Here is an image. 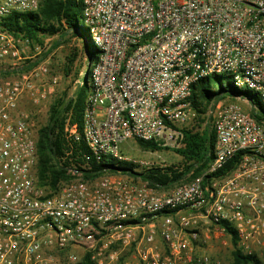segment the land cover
<instances>
[{"label":"built area","instance_id":"2783aa9c","mask_svg":"<svg viewBox=\"0 0 264 264\" xmlns=\"http://www.w3.org/2000/svg\"><path fill=\"white\" fill-rule=\"evenodd\" d=\"M82 1L97 60L84 64L83 120L70 113L65 121L56 163L67 178L53 189L39 183L45 125L32 109L47 107L60 79L50 78L44 44L3 25L15 13L38 12L41 0H0V76L8 74L0 80V264H80L87 255L92 264H116L133 247L136 264H212L195 254L197 233H188L201 221L222 233V223L231 224L243 253L255 255L264 247V120L251 105H212L214 159L191 181L161 192L120 172L89 176L108 156L166 169L126 156L123 146L174 143L197 117L190 99L204 78L230 74L264 107V0ZM240 153L233 173L205 181Z\"/></svg>","mask_w":264,"mask_h":264},{"label":"trees","instance_id":"16d2710c","mask_svg":"<svg viewBox=\"0 0 264 264\" xmlns=\"http://www.w3.org/2000/svg\"><path fill=\"white\" fill-rule=\"evenodd\" d=\"M79 12H83L82 0H41L38 12L15 13L3 20L6 29L14 34H24L34 43H41L42 38L58 37L53 42L51 52L63 45L71 32H78L82 36L87 57L88 67H93L97 60V52L91 44L86 27L79 24ZM75 34V33H74ZM85 35V36H84ZM5 74L4 77H7ZM84 87L87 91L82 94ZM87 85L79 87L73 98H61L54 102L49 110V120L39 131L38 139V175L42 186L55 188L61 180H66L65 172L56 163V157L64 152V126L70 113L74 122L82 123L85 101L88 96ZM82 94V95H81ZM242 96L249 99L256 107L254 113L258 121L264 120V107L258 96L249 90H238L233 84H224L222 76H212L200 80L193 88L190 99L199 117H208L213 104L226 97ZM181 147L175 151L184 159L185 166L182 171L174 168H153L143 173L136 172L132 163L107 162L106 159L100 164L93 163V172L89 178H98L106 173L120 172L130 177H139L149 186L156 190L168 189L183 182L186 178L192 180L204 174L213 161V152L216 144V135L208 125L203 133L182 129ZM140 148L149 152H159L166 147L161 141H138ZM86 151V148H82ZM243 153L238 154L220 172L206 176L205 181L224 178L233 173L240 165ZM193 172V174H191ZM222 226L232 238L235 251L234 264H261L257 256L245 255L240 248V239L234 227L223 222ZM82 264H92L90 255L84 258Z\"/></svg>","mask_w":264,"mask_h":264},{"label":"rangeland","instance_id":"374dc122","mask_svg":"<svg viewBox=\"0 0 264 264\" xmlns=\"http://www.w3.org/2000/svg\"><path fill=\"white\" fill-rule=\"evenodd\" d=\"M79 24L80 27L85 28V19L82 15V12H79ZM75 33V34H74ZM85 36V35H84ZM58 37H46L42 38V42L39 44H44L46 46L47 52L46 55H43V58L48 59V65L50 68V78H59L60 84L56 87L54 95H52L49 104L47 107L39 112V110H34L35 115L38 118L40 125H46L49 120V110L51 105L61 98H73L75 93L79 88V82L81 80V75L83 72L84 61L87 57L85 50V43L82 36L78 32H71L70 35L66 38L63 45L50 51L53 45V42L57 40ZM224 84L231 83L233 84V78L230 74L221 75ZM4 79L3 76H0V80ZM246 90V87H245ZM87 91V87H84L82 94ZM81 94V95H82ZM225 103H236L245 110L250 109L251 102L246 97L236 96V97H226L221 100ZM208 117L207 119L202 116L197 117L193 120L185 129L192 130L195 132L203 133L208 126ZM181 135L175 137L174 143H165L166 147L170 149H163L156 154L154 152L145 151L136 142H127L123 146V153L135 160L154 162L158 165H166V168H176L180 171L184 169L185 162L181 155H179L175 150L181 147ZM107 162H116L112 157H106ZM138 173H143L146 170L136 169ZM109 174V173H108ZM107 175V174H106ZM191 178H186L185 181H191ZM196 231H188V233H197L196 239L193 240V247L195 254L198 257L208 256L211 259L212 264H234L233 253L235 247L232 242V238L227 233H222L219 230H216L214 226L205 224L204 221L200 222V226ZM157 246L162 251L165 252L166 246L161 239H157ZM122 251V250H121ZM79 254H82L80 251ZM61 257L63 253L58 254ZM257 259L264 264V247L257 250L255 253ZM84 260L80 263L82 264ZM137 257L135 253V248H128L120 252L119 260L116 264H136Z\"/></svg>","mask_w":264,"mask_h":264},{"label":"crops","instance_id":"0c3cea01","mask_svg":"<svg viewBox=\"0 0 264 264\" xmlns=\"http://www.w3.org/2000/svg\"><path fill=\"white\" fill-rule=\"evenodd\" d=\"M157 152H154V154H156ZM169 189V188H168ZM164 190H167V189H161L160 191H164ZM186 214H189L188 212H185ZM208 222V221H207ZM214 228H216V230H218L219 228L214 226ZM81 250H77L78 253H80ZM82 252V251H81ZM83 253V252H82Z\"/></svg>","mask_w":264,"mask_h":264},{"label":"water","instance_id":"95a60500","mask_svg":"<svg viewBox=\"0 0 264 264\" xmlns=\"http://www.w3.org/2000/svg\"><path fill=\"white\" fill-rule=\"evenodd\" d=\"M251 106H252V109H251V111H252L253 113H255V112H256L255 105H254L253 103H251Z\"/></svg>","mask_w":264,"mask_h":264}]
</instances>
